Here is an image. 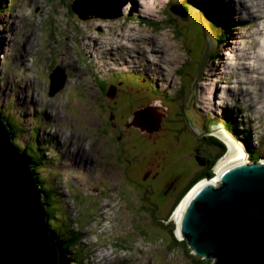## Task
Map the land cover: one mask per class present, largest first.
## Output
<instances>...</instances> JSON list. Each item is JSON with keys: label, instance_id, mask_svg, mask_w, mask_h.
Instances as JSON below:
<instances>
[{"label": "rangeland", "instance_id": "rangeland-1", "mask_svg": "<svg viewBox=\"0 0 264 264\" xmlns=\"http://www.w3.org/2000/svg\"><path fill=\"white\" fill-rule=\"evenodd\" d=\"M73 1L66 0L68 5L64 0L54 1L60 3L62 8L57 12V24H51V31L46 35L47 41H54L52 31H60L58 28L62 27V31L69 37L60 46L62 52L58 58L59 65L69 71L68 87L60 89L51 98L48 92H51L49 85L52 71L50 68L46 69L49 61L38 74L29 76L20 74L10 66V63L20 59L21 50L25 51L27 48L34 53L40 41L30 37L26 47L24 37L20 50L17 52L15 49L17 34L23 36L19 18L27 14L31 4L19 2L18 11L14 13L7 0H0V44H10L8 56L12 57L8 60L4 55L8 50L6 46L4 51L0 50V113L7 116L15 128L23 130L20 125L26 128L13 141L17 140L20 146L32 144L31 149L37 157L41 156L39 148L45 151L46 160L39 171L49 174L47 179L41 174L40 176L42 186L45 185L53 195L50 224L63 238L67 236L77 239L68 244L73 264H92L99 260V255L108 256V253L116 254V258L114 262L105 264H196V260L182 247L171 248L172 243H175L174 236L177 237L178 234L176 225L174 229L171 226L174 222L170 221V216L186 201L185 198L193 191V187L207 179L209 169L214 171L219 163L213 160L221 151L207 142L204 134L223 125L237 141L243 145L246 143L252 153L260 156L257 162L264 159V0L231 1L230 5H234L237 12L230 15L238 17L230 23L231 31L227 33L226 43L221 42L220 31L227 29L224 26L228 22L225 15L218 12L216 3L212 8L214 20H219L221 24L214 31L215 26L206 22V18L199 13L201 6L197 5L198 1L185 6L192 8L188 12L185 11L186 8L174 5L189 3L190 0H135V3L133 0V3L130 1V4L122 8L118 6L117 9L112 6L115 2L104 0L101 4L111 6L117 17L113 19L110 16L112 20L102 19V11L77 16L69 10ZM54 2H39L36 16L42 17L44 7ZM65 6L67 7L63 8ZM171 9L181 16L186 14L187 20L181 21L174 17L169 12ZM210 17L212 18L211 15ZM44 20L45 17H42L41 21ZM214 20L211 19V22L216 23ZM165 21L168 24H164ZM251 22L255 24L251 25ZM24 31L27 32L28 29L24 28ZM191 31L196 34V38H193L195 34ZM175 32H182L180 40H177ZM205 33L208 34L209 50L217 58L210 61L211 55L207 69L197 82L199 71L194 69L202 52L197 37L206 36ZM54 34L58 37L61 35L59 32ZM71 41L73 48L69 47ZM231 41L234 43L232 47V43H229ZM45 46L43 50L46 49ZM113 50L118 53L112 55L115 52ZM13 52L18 55L16 59ZM50 56L55 58L54 55ZM27 58L28 55H25L24 59ZM113 61L121 63L124 69L133 70L140 81L144 82L146 79L147 84L153 86L152 90H148L171 109L167 112L166 109L161 111L154 106H141L143 109L139 112H143L144 117L153 122L148 125L139 123L142 126L140 128L137 126L138 122L134 121V116L139 114L135 112L140 98L137 94L138 87L131 86L130 96V90L123 88L125 92H121V95L128 96L125 99H119L121 95L115 91L121 86L115 90L108 87V93L113 97L110 101H115L120 106L115 110L117 118L114 124H122L118 128L107 126V131L115 129L121 140L117 143L111 134L103 131L105 135L100 133L99 144L93 137L99 129L96 121L99 114H103V106H95L96 102L91 96L95 95L94 85L98 78H109L105 68L112 66ZM114 73L120 75V71ZM250 77L252 78L248 81ZM29 79L32 83L28 82ZM213 79H217L214 85ZM246 82L251 83L250 88ZM81 84L83 88L79 87ZM255 98L257 108L251 111ZM260 108L262 114L258 112ZM122 111L124 116L129 115L124 120ZM188 120L191 126L187 125ZM222 120L226 123L221 122ZM186 125L189 127L188 131ZM124 126H127L125 130ZM131 127L140 131L139 136L143 134V140L140 137H130L134 132L130 130ZM161 128L163 131L160 133ZM242 128L251 130L250 134L245 137L244 132L237 130ZM34 138L40 144L39 147ZM93 141L97 145L94 146ZM98 145L104 146L107 151L108 163L118 162L120 168L114 164L113 168L106 169L99 164L97 172L94 170L97 169V164L89 170H85L82 164L80 167L75 166L74 153L78 151L87 154L90 152V156L99 159L101 151ZM151 149L159 157L155 161L154 156L150 157ZM47 151L49 156L46 155ZM123 152L124 159L121 156ZM196 153L198 159L194 157ZM224 155L226 152L222 154ZM203 158L211 161V168L208 167L206 174H198L201 170L196 164ZM246 159L249 160V156ZM78 160L81 161V158ZM134 160L137 161L134 163ZM127 161L133 164V172L130 174L127 173ZM150 170H154L152 174L160 173L158 179L160 178L161 184L169 183L172 186L171 181L176 184L166 201L161 202L159 193H146L147 184L141 177L145 171ZM57 176L64 190L67 191L64 187L66 185L70 193L61 192L54 183ZM196 177L202 179L198 183H192L189 191V184L197 181ZM67 179L69 182L66 184ZM133 179L139 183V189L134 187ZM62 194L69 197L67 204H62ZM64 215L69 224L65 222ZM79 239L85 244L82 247L77 245Z\"/></svg>", "mask_w": 264, "mask_h": 264}, {"label": "water", "instance_id": "water-1", "mask_svg": "<svg viewBox=\"0 0 264 264\" xmlns=\"http://www.w3.org/2000/svg\"><path fill=\"white\" fill-rule=\"evenodd\" d=\"M103 1L75 0L73 10L80 16L102 11L104 19H116ZM115 2L120 8L124 5ZM170 11L187 20L186 14ZM209 49L197 81L212 55ZM51 76L50 96H54L66 75L57 69ZM147 121L144 117V124ZM217 128L233 137L223 126ZM29 169L26 156L11 145V135L0 120V264H58L56 245L46 233L47 213ZM205 181L184 205L177 225L179 240L187 242L192 255L212 264H264V159L254 164L247 159L232 162Z\"/></svg>", "mask_w": 264, "mask_h": 264}, {"label": "flooded vegetation", "instance_id": "flooded-vegetation-1", "mask_svg": "<svg viewBox=\"0 0 264 264\" xmlns=\"http://www.w3.org/2000/svg\"><path fill=\"white\" fill-rule=\"evenodd\" d=\"M132 85L138 87L137 88V92H138L137 94H139V97H140L139 100L137 101V109L135 110L136 113L139 112L140 110H142L143 108H145L146 106H154L156 108H163L164 110L166 109L167 112H169V110L171 109L170 106L169 107L165 106L162 103L161 99L155 98V94H152L151 91L148 90V89L152 90L153 86H151L150 84H147L146 80H144V82L140 81L138 74H135L133 71H130V72H127V73H123V74H120V75H116V73H115L113 75H110L109 78L100 79V80L96 81V83L94 85L95 86V91H94L95 95L91 96V98L96 102L95 106H97L98 104L100 106H103L101 108L103 114H99V118L96 121L97 127L99 128L94 133L95 137H93L94 141L96 143L101 144V142L99 140V135H101L100 133H102V135H105V134H103V131H106L109 134H111V136L115 139V141L117 143H120L119 141L121 140V138L118 137L117 132H116L115 129L113 131H107V126L112 125L114 128L115 127L118 128L122 124L121 123V124H119L117 126H115V124H114L115 121H116V118H117L115 110L117 108H119L120 106L117 105V102L110 101L111 99H113V97L108 93L107 88L108 87H113L114 90H115V88L117 89L119 86H121V87H119V89L115 90V91H117V94H119V95H121V92L122 93L125 92V90H123V88H128L130 90L128 96H130L131 89H132L131 86ZM153 90H155V89H153ZM82 94L85 96V93H82ZM128 96H122L121 95V98H119V99H125ZM141 102H143V103H141ZM141 106H144V107L141 109ZM128 116H124L123 115V111H122V119L123 120L125 118H127ZM188 122L190 123V120H188L186 123H187V125L191 126V124H189ZM128 124H130V123L128 122ZM187 125H186V128H187L186 131L189 130V127ZM102 126H104V128L101 129ZM126 127L127 126H124V130L126 129ZM130 130L134 131L132 133L133 135L130 136L131 138H139L140 137L141 140H143V138H144V137H142L143 134L141 136H139L140 135V131L136 127H131ZM162 131H163V129L161 128L160 133ZM206 139L207 138L205 137V140ZM94 141H93V144L95 146L97 144H95ZM214 147H216V148H218L220 150L219 146H217V145L215 146L214 145ZM99 148H100V151H101V153H100L101 155L99 156V159H98V161L100 162V166H103L106 169H111V168H113V165L115 164L114 165L115 167L117 166V167L120 168V165H119L118 162L115 163V161H113L112 163H108V160H107V157H106L107 151L105 150L104 146L103 147L99 146ZM133 152H135V148H134ZM152 152H153V150L151 149L150 157L152 158V156H154V161H155V158H159V157L154 155ZM143 154L144 155L146 154V147L143 148ZM121 156L122 157L124 156V152L121 153ZM194 157L195 158L198 157L197 153L194 155ZM123 159H124V157H123ZM136 161L137 160H134L133 162L135 163ZM210 162L211 161L209 159L203 158V160H201L198 164H196V166H198L200 168V170H201V171H198V174H204V173L206 174V170L208 169ZM127 163L129 165V169H128L127 173L130 174V172L132 171L133 164L131 162H129V161H127ZM158 167H159V165H158ZM162 170H164V168ZM153 171L154 170L145 171L143 173V177H141L142 181L145 184H147L145 191H146V193H148L150 195L159 193L160 198H161V202L166 201L168 199V197L170 195H172V192L170 190L175 189V185L176 184L173 181H171L172 182L171 183L172 186H169V183L161 184L159 182L160 178L158 179V176L160 175V173L152 174ZM198 177H196V178H198ZM133 182H134V187L139 189V187H140L139 183L137 181H135L134 179H133Z\"/></svg>", "mask_w": 264, "mask_h": 264}, {"label": "trees", "instance_id": "trees-1", "mask_svg": "<svg viewBox=\"0 0 264 264\" xmlns=\"http://www.w3.org/2000/svg\"><path fill=\"white\" fill-rule=\"evenodd\" d=\"M198 0H190L189 1V3H195L196 4V2H197ZM197 5H199V6H201V9H200V14L204 17V19H205V21L206 22H210L211 24H213L212 26L214 27H212L213 29H214V31H216V29H218L219 28V21L217 22L216 20H214V17H215V15L213 14V10L211 9V7H210V5L208 4V3H206L205 5L204 4H202L201 2H199L198 1V3H197ZM69 10L72 12V9L71 8H69ZM208 10V11H207ZM170 12V11H169ZM171 13V12H170ZM210 15L212 16V18L210 17ZM209 17V18H208ZM213 19L214 21H216V23L215 22H211V19ZM200 21V20H199ZM146 22V21H145ZM147 23V22H146ZM164 24H168V22L167 21H165L164 22ZM161 25H162V27H163V24L161 23ZM169 25H170V23H169ZM231 26V24L228 26V27H230ZM153 27V26H152ZM171 29V28H170ZM229 31H231V28H227V29H223L222 31H220L221 32V34H222V37H221V42H225L226 43V41L228 40V36H227V33L229 32ZM182 32H184V31H182ZM182 32H180V33H178V32H175V34H176V36H177V40H180V38H181V34H182ZM192 32V31H191ZM193 34H195L194 32H192ZM205 35H206V33H205ZM175 36V37H176ZM193 36V35H192ZM174 37V36H173ZM207 37H208V34L206 35V36H204V35H202V36H200V37H197L198 38V41H199V43H200V45L202 46V52H201V54H200V56H201V59H200V56H199V61H198V65L197 64H195V65H197V66H195V69L194 70H196V72H198V71H200V69H201V63H202V61H203V58H204V55H205V53H206V49H207ZM193 38H196V34H195V37L193 36ZM187 48H188V44H187ZM204 54V55H203ZM216 57V54L215 55H212V57H211V60H213L214 58ZM190 66V65H189ZM193 67V66H192ZM191 67V68H192ZM182 73V71L180 70L179 71V73ZM181 73H180V75H181ZM160 110L161 111H163V108H160ZM2 113H0V119L2 120V122L3 123H5L6 124V127L8 128V130H9V132L11 133V136H12V138H14V137H16V133H17V128H15V126L14 125H12L10 122H9V120H8V117L7 116H4V115H1ZM227 128V127H226ZM237 130H240V131H242V132H244V134H245V137L248 135V134H250V132H251V130H248V129H237ZM207 142H209L211 145H217V146H219V148H220V151H221V153L213 160V161H215V162H217V160L220 158V156H222V154H224L225 152H226V145L223 143V142H221L220 140H218L217 138H215V137H207ZM45 143V142H44ZM244 143H245V141H244ZM12 144H13V146L14 147H16L17 149H18V152H21V153H24L25 155H29V159H30V173L33 175V177H34V179H35V182H36V186H37V189L39 190V191H41L42 192V196H41V202H42V204L44 205V207H45V211H46V213H47V216H49V220H48V222H47V227H46V233H47V235L51 238V239H53V244L54 245H56V247H57V253H58V264H73L72 263V261H73V258H72V253H71V251H70V247L68 246V244L69 243H71V242H75V241H77V239H75V238H70V237H67L66 236V239L65 238H63L62 236H61V234H59L52 226H50L51 224H50V217L52 216V214H51V212H50V208H51V205H52V202H51V200H50V198H49V196L47 195V193H48V191L46 190H44V187H45V185H43L42 186V179H41V176H40V169H39V167H40V163L41 162H43V160H45V158L43 157V155H42V157H38V159H37V157L36 156H31V151H29L30 150V148L29 147H24V148H22L20 145H18V141L17 140H15V141H13L12 142ZM249 144H251V143H249ZM245 146L248 148V146H247V144L245 143ZM252 146H250V148H251ZM249 152H250V159H251V161L252 162H257L258 160L257 159H259L260 158V156H257L256 154H255V152H251V149H249ZM252 154V155H251ZM211 165H213V163L211 164ZM209 168H211V166L209 167ZM212 169V168H211ZM211 169H209V172L206 174V177L207 178H212L213 176H214V174H213V171H211ZM202 177V176H201ZM203 178V177H202ZM201 178V179H202ZM205 178V177H204ZM198 180L196 181V180H194L192 183H198L201 179L200 178H197ZM200 179V180H199ZM191 183V184H192ZM191 184L189 185V187H188V190L191 188L190 186H191ZM187 190V189H186ZM191 190V189H190ZM189 190V191H190ZM188 191V192H189ZM178 201H180V199H178ZM49 224V225H48ZM167 226V225H166ZM171 226H173V229L175 228V225L174 224H172ZM167 228V230H169V228H168V226L166 227ZM73 234H75L74 232H72ZM82 239V238H81ZM174 242L177 244V245H175V243H172V245H171V248L172 249H174V248H176V247H182L185 251H186V253L196 262V264H212V260H204V259H202V258H197L196 256H194V255H192V253H191V250L189 249V247H188V245H187V242H185V241H179V239H177V237H175L174 236ZM82 247V246H81ZM78 254V253H77Z\"/></svg>", "mask_w": 264, "mask_h": 264}, {"label": "bare ground", "instance_id": "bare-ground-1", "mask_svg": "<svg viewBox=\"0 0 264 264\" xmlns=\"http://www.w3.org/2000/svg\"><path fill=\"white\" fill-rule=\"evenodd\" d=\"M232 2H234L233 0H231ZM74 2H75V0L73 1V4L70 6L71 7V9H72V12L75 14V15H77V16H79L74 10H73V5H74ZM115 2V1H114ZM131 2L133 3V0H131ZM260 2H262V0H260ZM116 3V2H115ZM134 3H135V0H134ZM137 3V2H136ZM112 6L113 7H115L116 9L118 8V5H117V3L116 4H112ZM140 11V10H139ZM142 11V10H141ZM102 19H104L103 18V16H102ZM180 19V18H179ZM104 20H106V19H104ZM112 20V19H111ZM182 21V20H181ZM243 21V20H242ZM241 27V26H240ZM6 41V40H5ZM229 43H232V44H230V46L232 47L233 45H234V43L231 41V42H229ZM99 45V44H98ZM5 46H6V48H8L9 46H10V44L8 43H6V42H3L2 44H0V50L1 51H4L6 48H5ZM153 51V50H152ZM260 56V54L258 55V57ZM130 70V69H129ZM200 72V71H199ZM158 72L156 71V74H157ZM95 75V74H94ZM198 76H199V74H198ZM219 76V75H218ZM221 76V75H220ZM213 77V76H212ZM52 78H53V76H51L50 75V80H51V84H52ZM201 78V77H200ZM211 82V81H210ZM215 82H217V79H213V84L212 85H214L215 84ZM141 83V82H140ZM27 90V89H26ZM205 93V92H204ZM217 93H218V91H217ZM221 94V93H220ZM215 95V94H214ZM217 95V94H216ZM205 100V99H204ZM214 101V100H213ZM203 102H205V101H203ZM209 104V103H208ZM23 105V104H22ZM200 110V109H199ZM204 110V109H203ZM54 117V116H53ZM148 118V117H147ZM148 120L150 121L151 119L150 118H148ZM134 121H136V122H138V125L137 126H139L140 128H142V126L141 125H144V115L142 114V113H140V114H138L137 116H135V118H134ZM149 121H147V124L149 123ZM141 125H140V124ZM231 128V127H230ZM214 135L215 136H217L219 139H221L225 144H226V146L228 147L227 148V153H226V155H224L222 158H221V160H219V163L217 164V166L215 167V170H216V172H218L219 170H221L224 166H226V165H228V164H230V163H232V162H237V161H245L246 160V156H247V152L249 151V149L247 148H245L244 147V145H243V143H240L239 141H237L235 138H233V137H228L227 135H225L224 134V132L222 131V130H220V129H218V128H216L215 130H214ZM248 150V151H247ZM246 152V153H245ZM21 153V152H20ZM21 154H23V155H25L24 153H21ZM26 156V155H25ZM30 161V160H29ZM71 165V164H70ZM213 182L214 183H217L215 180H213ZM206 183V181H205V179L204 180H202V181H200V183L198 184V185H195L194 187H193V191L189 194V196L188 197H186L185 199H186V201L183 203V204H181V206L178 208V210L177 209H175L174 210V212L175 213H173V215H171L170 217V221L172 220V222H174V225H176V233H178V228H177V225L179 224V222H180V219H181V216H182V212H183V208H184V205L186 204V202L188 201V199L191 197V195L197 190V188L200 186V185H203V184H205ZM182 201V200H181ZM183 202V201H182ZM176 208H177V206H176ZM173 216H174V219H173ZM175 220V221H174ZM175 222H176V224H175ZM51 226V225H50ZM73 236V235H72Z\"/></svg>", "mask_w": 264, "mask_h": 264}, {"label": "clouds", "instance_id": "clouds-1", "mask_svg": "<svg viewBox=\"0 0 264 264\" xmlns=\"http://www.w3.org/2000/svg\"><path fill=\"white\" fill-rule=\"evenodd\" d=\"M113 74H115L114 73V71L110 74V75H113ZM109 75V76H110ZM100 80V79H99ZM98 81V80H97ZM141 112H139V114H140ZM143 113V112H142ZM136 116V115H135ZM134 116V117H135ZM133 117V118H134ZM1 120V119H0ZM2 121V120H1ZM4 126L6 127V124L4 123ZM17 128V127H16ZM6 129H7V131H8V133H10L9 132V130H8V128L6 127ZM20 131H23V130H19L18 128H17V133L18 132H20ZM10 135H11V133H10ZM36 140V138H34V141ZM12 142H13V138H12V136H11V145L13 146V144H12ZM35 143H37L36 141H35ZM37 144H39V143H37ZM40 145V144H39ZM14 147V146H13ZM16 148V147H15ZM17 149V148H16ZM18 150V149H17ZM20 153V152H19ZM37 157V156H36ZM38 158V157H37ZM29 168H30V166H29ZM29 171H30V169H29ZM44 190L46 191L47 189L44 187ZM40 192V194H41V196H42V192L41 191H39ZM47 195L49 196V198L51 199L52 197H53V195L51 194V191H48V193H47ZM45 208V207H44ZM48 218H49V216H47V222H48ZM51 219V218H50ZM52 240V239H51ZM52 243H53V241H52ZM59 261V260H58Z\"/></svg>", "mask_w": 264, "mask_h": 264}]
</instances>
